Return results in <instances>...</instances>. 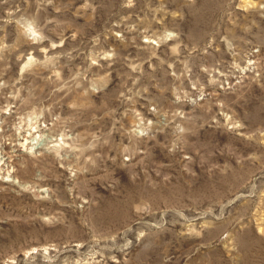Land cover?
Returning a JSON list of instances; mask_svg holds the SVG:
<instances>
[{
    "label": "rangeland",
    "instance_id": "1",
    "mask_svg": "<svg viewBox=\"0 0 264 264\" xmlns=\"http://www.w3.org/2000/svg\"><path fill=\"white\" fill-rule=\"evenodd\" d=\"M0 264H264V0H0Z\"/></svg>",
    "mask_w": 264,
    "mask_h": 264
}]
</instances>
